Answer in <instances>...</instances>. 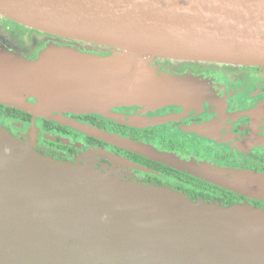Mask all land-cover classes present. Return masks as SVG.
<instances>
[{
	"label": "water",
	"instance_id": "obj_1",
	"mask_svg": "<svg viewBox=\"0 0 264 264\" xmlns=\"http://www.w3.org/2000/svg\"><path fill=\"white\" fill-rule=\"evenodd\" d=\"M0 15L114 53L56 44L31 62L0 50V105L264 203L262 173L183 160L64 116L98 115L144 129L184 118L150 116L165 108L203 109L197 78L161 73L135 82L155 58L264 67V0H0ZM90 154L159 175L100 150ZM0 264H264V210L196 202L165 185L58 162L0 128Z\"/></svg>",
	"mask_w": 264,
	"mask_h": 264
},
{
	"label": "flooded vegetation",
	"instance_id": "obj_2",
	"mask_svg": "<svg viewBox=\"0 0 264 264\" xmlns=\"http://www.w3.org/2000/svg\"><path fill=\"white\" fill-rule=\"evenodd\" d=\"M23 33L28 34L27 31L18 32L14 24L9 23L0 15V50L3 45V49L10 51L17 48L22 51L20 53H23L24 56L28 55L30 52H28L27 45L18 43L14 46L10 43V41L13 42L12 37L21 36ZM29 36L30 33L26 35V39ZM36 36L34 35V37ZM42 37L46 41L45 48L51 43L60 46H69L72 43L71 40L55 38L51 35ZM3 40L6 44H2ZM38 46L30 45L33 50H36ZM159 65L163 71L168 73L193 75L200 81L206 82L204 87L200 85L206 99L202 105L203 109L185 112L183 108L170 107L155 115L150 114V116L163 117L175 114L184 116L181 121L168 124L172 126V129H177V132H181L184 127L207 126L208 129L204 135L185 133L182 141L186 142L189 150L194 148L199 150L198 152L203 151L208 160L217 161L226 166L264 172V67L191 61H165ZM8 109L9 107L0 105V124L10 123V131L14 132L13 130L16 129L17 136L27 131L29 136L38 139L39 147L34 149L45 157L58 162H69L80 153L101 151L107 148L106 143L94 138L86 137L81 141L79 133L53 122L45 121L41 131L30 129L34 121L31 114L17 109L15 110L21 113H9ZM140 111L139 108H125L121 112L133 115ZM76 118L91 125L102 124V120L96 115H80ZM123 128L129 130L128 127L124 126ZM129 132L133 133L134 131L130 130ZM132 155L135 154L126 152L122 157L132 163L152 169L137 161L136 157ZM200 156L204 157L203 154ZM102 159L110 162L108 159ZM140 181L143 184L152 185L149 184V176L146 179H140Z\"/></svg>",
	"mask_w": 264,
	"mask_h": 264
},
{
	"label": "rangeland",
	"instance_id": "obj_3",
	"mask_svg": "<svg viewBox=\"0 0 264 264\" xmlns=\"http://www.w3.org/2000/svg\"><path fill=\"white\" fill-rule=\"evenodd\" d=\"M36 31H38V30H36ZM39 32L41 33V31H39ZM40 33H36L37 40H38V45H39L37 47L38 50L37 49L33 50L29 45H27L28 52H30V53L28 55H26V56H24L23 53H20L22 51L17 50V48H16V50H10V51L8 50V51L10 52V54L16 55L18 57H22L23 60H26V61L28 60V61H31V62L35 61L36 59H38V57L41 55V53L43 51H45L48 47L56 45V44H52L51 43V44H49L47 46V48H45L46 41L44 40V37H42L43 35L40 34ZM42 33H44V32H42ZM44 34H47V33H44ZM26 35H27L26 33H23L21 36L12 37L13 42L10 41V43H12L14 46H16L18 43L23 44L24 41L27 42L26 41ZM48 35H50V34H48ZM51 36L55 37V38H60V37L54 36V35H51ZM71 42L72 43L69 46H71L73 48H77L78 50H79L78 47H80V48L83 49V50L81 49L82 52L86 51V53H89V54H98V55H105V56L106 55H110V54H114L113 50H111L110 48L103 47V46L94 45V44H91V43L80 42V41H74V40H71ZM4 43L6 44V42L3 40L2 44H4ZM1 46H2L1 50H4L3 49L4 46L3 45H1ZM29 50H31V51H29ZM37 55H38V57H37ZM149 60L151 61L150 65L153 67V69L145 70L143 75L140 76L139 80L135 82V84L137 86L140 85V84H145L146 80L151 79L153 77H161V73H166L167 74L168 73L167 71H163L160 68L159 63H161V62H165V61H167V62H178V61H180V62H190V61H183V60L157 59V58H155L153 60L152 59H149ZM191 62H193V61H191ZM128 66H129L132 74H135V72H137L135 66L133 65V63L131 61H129ZM168 74H170L172 76H180V77H182V76H191V77L197 78V77H195L193 75H178V74H172V73H168ZM197 79H195L196 83H198L202 87H204L205 86L204 84H206V82L200 81L199 79L198 80ZM28 101H30L32 103H37L36 100L34 98H31V97H28ZM2 106H4V105H2ZM125 108L126 107H123V108L117 107L115 109V111L118 112V113H122L121 111L124 110ZM64 116L67 117L70 120H75L76 122H79V123H82V124H88L85 121L79 120L78 118H76L77 117L76 115L64 114ZM96 116L99 117L102 120V124L105 125V128H101V127H99V128H101L103 130H106V131H108L110 133H113V134L116 133V134H118V135H120L122 137L128 138V136L123 135L121 132L120 133L117 132L115 130L116 127L114 126V125H119L121 127H124L125 125L119 124L116 121L109 120V119H106V118L98 116V115H96ZM45 121L59 124L58 122L47 120L45 118L34 117V121L32 123V126L30 127V129H37L38 131H41L40 129L42 128V125H44ZM59 125L63 126V127H66L68 129L74 130L76 133H79V136L81 137L80 138L81 141L84 140L86 137L93 138V137L88 136L87 134L82 133L81 131H79V130H77V129L69 126V125H65V124H61V123ZM88 125H91V124H88ZM167 125L168 124L163 125V126L144 128V129L130 128L128 126H125V127H128L129 130H133V131H137L138 130V131H142V132H151L150 130H155L156 131L155 135L152 134V136H149V137H145V136L141 135L139 140H134V139L133 140L136 141V142H141V143H144L146 145L152 146V147H154L157 150L162 151V152H169V153L176 154L177 156H179L183 160H187V161L196 160L198 163L206 162L208 164H213L215 166H219V167H222V168L239 169V170H250V171H255V172L264 174V172H262V171L253 170V169L234 168L233 166H226V165L220 164L217 161L214 162L213 160H208V158L206 157V155H205V153L203 151L198 152L199 150H196L194 148L189 150L188 146H186V142L182 141L183 140V136L185 135V133L186 134H192V133L186 132V129H189L190 127H184L183 130H181V132H177V129L176 130L172 129L171 128L172 126H170V125L167 126ZM93 126H96V125H93ZM10 127H11L10 123L9 124H6V123L5 124L4 123L0 124V128L2 130L7 131L12 137H14L15 139L21 141L25 146H27L31 150L35 151L36 153H38L34 149V148H38L39 147L38 146V144H39L38 139H36L35 137L29 136L27 131H25V133H23L22 135L17 136L18 135L17 130L14 129L13 130L14 132H12V131H10V129H11ZM24 127L28 128L27 126H24ZM96 127H98V126H96ZM96 140H98V139H96ZM99 141H102V140H99ZM102 142H104V141H102ZM104 143H106V142H104ZM106 144H107V148L105 150H101L102 152H104L106 154H111V155H116L118 157H122V155L124 153L129 152V151H126L124 149L118 148V147H116L114 145H111V144H108V143H106ZM129 153H132V152H129ZM38 154H40V153H38ZM132 154H134V153H132ZM200 154H203L204 157L200 156ZM40 155H42V154H40ZM190 155H192V156H190ZM47 158H49V157H47ZM66 163H71V164H73L75 166H78V165L92 166L96 170H99V171L104 172L106 174L111 173L113 176L120 177L124 181L138 182V183H141V184H143V183L140 181V179H146L148 176H150V175H147V173L143 174V172L139 174V173H137L136 171L132 170L129 167L121 166V165H118L116 163H112L111 161L107 162V161H105L104 159H102L100 157L91 155L89 151L80 153L76 158H74L73 160H71L69 162H66ZM152 175H154V174H152ZM167 181H168L167 179H164V183H166ZM174 184L177 185V183H175V182H174ZM145 185H148V184H145ZM156 186H158V185H156ZM161 186H164V185H161ZM215 187H217V186H215ZM170 188L174 189V187H170ZM218 188H220V187H218ZM174 190H176V189H174ZM225 191H227V190H225ZM228 192H230V191H228ZM231 193H233V192H231ZM235 195H237V194H235ZM237 196L240 197V200L238 201L237 204L242 205V206L250 205V206H252L254 208H262L264 210V206H258L257 205L258 203L262 204L263 202L251 200V199H248V198H246L244 196H241V195H237Z\"/></svg>",
	"mask_w": 264,
	"mask_h": 264
},
{
	"label": "trees",
	"instance_id": "obj_4",
	"mask_svg": "<svg viewBox=\"0 0 264 264\" xmlns=\"http://www.w3.org/2000/svg\"><path fill=\"white\" fill-rule=\"evenodd\" d=\"M3 17V16H1ZM5 17H3L4 19ZM9 23H12L16 26V29L18 32L20 31H27L28 34L30 33V36L26 39L27 42H23L25 45H38L36 33H40L39 31L33 30L31 28L25 27L17 22H14L10 19L5 18ZM27 34V35H28ZM33 34V38H32ZM43 36H46L48 34L40 33ZM7 111L9 113H21L20 111H16L15 109L9 108ZM98 127L105 128L104 124H95ZM116 127L117 132H121L123 135L128 136L134 140H139L141 135L145 137L152 136V134L155 135V130H150L151 132H142V131H134L133 133H130L128 129H125L119 125H114ZM108 127V126H107ZM125 129V130H124ZM136 157L137 161L140 163H144L148 165L150 168L156 170L160 175L157 176H149V184H157L158 186L166 185L168 187H174L177 191L185 193L190 199L194 201L199 200H205L207 202H220L224 207H231L238 203L240 200V197L235 195L234 193L225 191L221 188L215 187L205 181H202L200 179H197L195 177L189 176L187 174L178 172L174 169H171L167 166L161 165L159 163H156L154 161H151L149 159H146L144 157L138 156V155H132ZM164 179H167L168 181L164 183ZM177 183L176 184H174ZM258 206H264V203H258Z\"/></svg>",
	"mask_w": 264,
	"mask_h": 264
}]
</instances>
